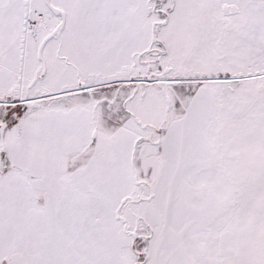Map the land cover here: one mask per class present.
<instances>
[{
  "label": "snow or ice",
  "instance_id": "snow-or-ice-1",
  "mask_svg": "<svg viewBox=\"0 0 264 264\" xmlns=\"http://www.w3.org/2000/svg\"><path fill=\"white\" fill-rule=\"evenodd\" d=\"M0 264H264V0H0Z\"/></svg>",
  "mask_w": 264,
  "mask_h": 264
}]
</instances>
